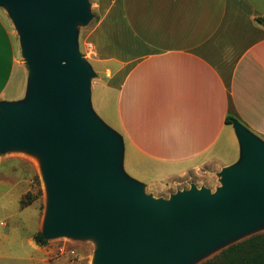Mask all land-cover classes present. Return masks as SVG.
Segmentation results:
<instances>
[{"label": "water", "instance_id": "water-1", "mask_svg": "<svg viewBox=\"0 0 264 264\" xmlns=\"http://www.w3.org/2000/svg\"><path fill=\"white\" fill-rule=\"evenodd\" d=\"M19 35L28 71L20 101L0 102V149L41 156L48 207L42 235H92V264H183L264 221V143L237 120L240 159L221 186L144 194L121 170L122 141L90 107V64L75 41L92 18L85 0H0Z\"/></svg>", "mask_w": 264, "mask_h": 264}, {"label": "crops", "instance_id": "crops-1", "mask_svg": "<svg viewBox=\"0 0 264 264\" xmlns=\"http://www.w3.org/2000/svg\"><path fill=\"white\" fill-rule=\"evenodd\" d=\"M94 5L86 48L98 86L110 94L127 164L141 176L133 180L149 187L206 163L219 170L235 164L234 119L264 143V26L255 22L264 17V0ZM9 27L0 8V102L20 101L27 90ZM226 144L234 147L232 162L221 156Z\"/></svg>", "mask_w": 264, "mask_h": 264}, {"label": "rangeland", "instance_id": "rangeland-1", "mask_svg": "<svg viewBox=\"0 0 264 264\" xmlns=\"http://www.w3.org/2000/svg\"><path fill=\"white\" fill-rule=\"evenodd\" d=\"M89 5L92 18L87 22H76L75 41L83 59L89 62L94 74L90 77V107L95 116L108 128L113 130L112 107L110 94L98 86V73L91 64V56L86 48L85 31L91 28L95 14V0H85ZM9 21V28L19 50V59L24 58L18 44L19 35L14 27L7 9L0 4ZM24 64V63H23ZM25 65V64H24ZM102 80H99L101 82ZM103 82V81H102ZM16 85L9 92L15 96ZM9 93V95H10ZM20 98H24V95ZM223 161L232 162L234 147L224 145ZM121 170L130 179L140 180V175L133 172L127 164L122 150ZM214 163L189 171L186 175L157 185L143 187L144 194L155 199L169 200L171 194L184 191L195 186L197 189L207 188L214 192L221 186L219 172ZM142 181V180H141ZM48 207V194L43 178L41 156L36 150L23 147H5L0 149V264H92L97 240L92 235L73 236L55 234L45 237L46 243L39 245L34 235L43 231L44 217ZM264 231V221L237 232L230 238L219 242L207 250L200 252L183 264H201L218 254L226 246L243 238Z\"/></svg>", "mask_w": 264, "mask_h": 264}, {"label": "trees", "instance_id": "trees-1", "mask_svg": "<svg viewBox=\"0 0 264 264\" xmlns=\"http://www.w3.org/2000/svg\"><path fill=\"white\" fill-rule=\"evenodd\" d=\"M255 22L264 26V17H255ZM231 120L232 117H226L225 122L231 123ZM34 240L39 245L46 243L40 231L34 235ZM201 264H264V231L253 233L226 246Z\"/></svg>", "mask_w": 264, "mask_h": 264}, {"label": "bare ground", "instance_id": "bare-ground-1", "mask_svg": "<svg viewBox=\"0 0 264 264\" xmlns=\"http://www.w3.org/2000/svg\"><path fill=\"white\" fill-rule=\"evenodd\" d=\"M46 213H47V212H46ZM45 218H46V214H45L44 220H45Z\"/></svg>", "mask_w": 264, "mask_h": 264}]
</instances>
